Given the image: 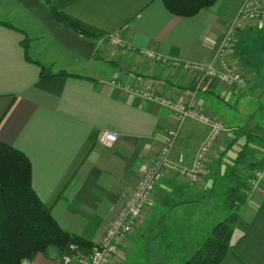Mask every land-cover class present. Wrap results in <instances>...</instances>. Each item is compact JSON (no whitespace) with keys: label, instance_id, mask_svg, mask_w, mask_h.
Segmentation results:
<instances>
[{"label":"crops","instance_id":"0c3cea01","mask_svg":"<svg viewBox=\"0 0 264 264\" xmlns=\"http://www.w3.org/2000/svg\"><path fill=\"white\" fill-rule=\"evenodd\" d=\"M52 1L100 32L97 42L109 43L118 35L130 45L115 48L119 66L93 55L85 59L63 50L18 0H0V141L29 159L32 188L61 228L98 241L168 131H176L171 161L192 166L210 125L193 117L181 120L173 108L136 90L182 102L227 127L206 155L197 182L167 170L158 175L139 225L108 262L148 264L152 249L158 251L160 239H150L158 219L167 212L177 226L197 222L207 204L203 197L212 195L224 174L228 180L246 136L264 137V22L245 25L229 51V61L247 81L241 90L139 52L145 48L179 60L209 61L244 0H216L188 17L171 13L162 0ZM257 6L264 10V0ZM103 130L115 133L116 141L100 143ZM238 215L231 250L219 264H264V176L251 187ZM59 257V250L49 246L22 264H60Z\"/></svg>","mask_w":264,"mask_h":264},{"label":"trees","instance_id":"16d2710c","mask_svg":"<svg viewBox=\"0 0 264 264\" xmlns=\"http://www.w3.org/2000/svg\"><path fill=\"white\" fill-rule=\"evenodd\" d=\"M39 1L57 22L70 30L95 42L101 39L100 32L63 13L52 0ZM215 1L162 0L171 13L183 17L193 16L200 9L213 5ZM96 52L97 50L93 57ZM27 59L30 60L28 56ZM107 63L116 66L120 64L110 59ZM45 75L47 73L44 74L42 66L41 76ZM262 169L264 137L259 138L249 133L229 172L228 185L221 202L226 216L212 227L201 242L195 244L197 248L182 264H219L231 250V236L239 218L238 210L247 201L254 173ZM167 214L166 212L158 219L150 238L160 239L157 242L160 259L156 264H169L170 261L165 257L166 252L171 254L176 238L193 237L192 233L199 231L195 222H180L177 226L175 219L172 220L171 215ZM71 243L83 249H88L93 244L58 225L32 188L29 159L20 150L0 141V264H22L24 260H30L38 253H45L49 246H55L61 254Z\"/></svg>","mask_w":264,"mask_h":264},{"label":"built area","instance_id":"2783aa9c","mask_svg":"<svg viewBox=\"0 0 264 264\" xmlns=\"http://www.w3.org/2000/svg\"><path fill=\"white\" fill-rule=\"evenodd\" d=\"M257 3L258 0H244L240 4L235 16L227 21L209 61L179 60L145 48L140 49L139 53L151 61L169 63L173 68L184 72L213 77L224 86L244 90L247 81L229 61L228 54L235 44L238 31L253 20L264 22V10L258 8ZM109 45L113 48L130 49V45L120 39L118 35L109 37ZM136 91L148 99L173 108L181 120L193 117L209 124L210 132L198 148L192 166L185 168L170 159L171 146L176 137V131H168L167 140L160 147L156 158L136 179L117 214L104 226L99 240L93 242L88 249L80 248L74 243L69 244L67 250L60 254L58 260L60 264H108L110 258L118 252L137 227L154 192L158 175L167 170L179 175L190 184L197 182L205 169L206 155L218 136L227 131V127L222 121L212 119L189 105L173 101L154 91ZM116 138V134L111 131L103 130L98 134V141L104 145H111L116 141ZM263 176L264 169L256 171L251 180L252 186L257 185Z\"/></svg>","mask_w":264,"mask_h":264},{"label":"rangeland","instance_id":"374dc122","mask_svg":"<svg viewBox=\"0 0 264 264\" xmlns=\"http://www.w3.org/2000/svg\"><path fill=\"white\" fill-rule=\"evenodd\" d=\"M95 50H97L95 56L93 57L95 60L99 57L100 59L98 60H101L102 63H107L109 59L119 61L116 58L117 55L114 51L115 48L111 47L109 43L97 42ZM240 117H242V120L245 118V116L243 115H241ZM227 185V176H225L224 174L223 177H220L218 179L217 185L212 190V195L208 197H203V200H205L207 204L203 207V210L198 214L197 222L195 221V227H197L199 231L193 232V237L183 236L175 240L174 246L170 251L171 254L168 255V252L165 251L167 255L165 256L167 257L166 260L170 261L169 264H182V262L186 258H188L197 248L195 244L197 242H201V239H203V237L209 234L212 227L219 220L223 219L226 216V212L223 209L221 202L223 200ZM135 229L133 230V232L135 231ZM152 252L153 254L151 255L149 263L155 264L160 259V255L157 254L160 252L159 250L157 251L155 248L152 249ZM170 255L173 257H170Z\"/></svg>","mask_w":264,"mask_h":264},{"label":"water","instance_id":"95a60500","mask_svg":"<svg viewBox=\"0 0 264 264\" xmlns=\"http://www.w3.org/2000/svg\"><path fill=\"white\" fill-rule=\"evenodd\" d=\"M22 6L31 12L47 32L61 45L63 50L89 59L95 52L96 42L83 37L65 25L57 22L50 11L39 0H18Z\"/></svg>","mask_w":264,"mask_h":264}]
</instances>
